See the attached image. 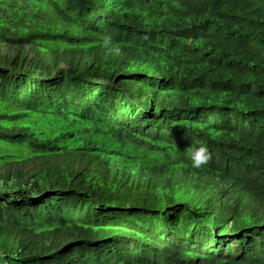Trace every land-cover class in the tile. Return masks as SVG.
<instances>
[{
	"label": "trees",
	"instance_id": "1",
	"mask_svg": "<svg viewBox=\"0 0 264 264\" xmlns=\"http://www.w3.org/2000/svg\"><path fill=\"white\" fill-rule=\"evenodd\" d=\"M0 264H264V0H0Z\"/></svg>",
	"mask_w": 264,
	"mask_h": 264
},
{
	"label": "clouds",
	"instance_id": "2",
	"mask_svg": "<svg viewBox=\"0 0 264 264\" xmlns=\"http://www.w3.org/2000/svg\"><path fill=\"white\" fill-rule=\"evenodd\" d=\"M116 51L119 52V49H116ZM193 138V143L183 153L190 161L192 168L202 169L211 161L212 151L207 142L199 140L195 136Z\"/></svg>",
	"mask_w": 264,
	"mask_h": 264
}]
</instances>
